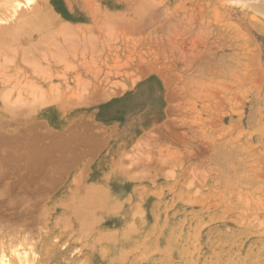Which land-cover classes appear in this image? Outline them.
I'll return each mask as SVG.
<instances>
[{
  "label": "rangeland",
  "instance_id": "1",
  "mask_svg": "<svg viewBox=\"0 0 264 264\" xmlns=\"http://www.w3.org/2000/svg\"><path fill=\"white\" fill-rule=\"evenodd\" d=\"M43 1L29 3L57 18L24 21L9 44H30L28 60L0 55V100L11 86L34 111L43 99L50 136L93 121L130 194L121 207L94 184L88 206L70 189L75 205H57L53 171L72 153H53L30 207L36 264H264V0ZM5 2L0 26L32 11Z\"/></svg>",
  "mask_w": 264,
  "mask_h": 264
},
{
  "label": "bare ground",
  "instance_id": "2",
  "mask_svg": "<svg viewBox=\"0 0 264 264\" xmlns=\"http://www.w3.org/2000/svg\"><path fill=\"white\" fill-rule=\"evenodd\" d=\"M29 1L30 0H24V2L26 4H28ZM22 2H23L22 0H7V2H5V4L7 6H9L10 8L16 9V7H19L20 3H22ZM2 3H4V2H2ZM29 5H31V8H32V11L30 13L24 14V16L21 14V17H18V15H17V19H15L14 22H12V21L9 22L7 24V26H4V25L0 26L1 27L0 28V55L8 56V52H10L9 55H16L18 60L23 62L24 58L27 59L25 57V55L27 53L26 51L29 50L28 45H30V44L26 45V43H24V42H19V43L14 42L12 44H9V43H11L12 40H15L17 34L22 35V34L28 33L27 28L29 26L26 29L25 28L22 29L23 27H26V25H23L24 21H27V23L28 22L31 23L33 25V27L37 26V28L40 27L42 30H45L44 24H46L47 22H44V21H47L51 18L54 19V16L57 18V15L54 13H51L49 11L50 7L48 5H46L45 3H43L41 5L44 6L47 9V11H49V13L46 12L45 10H43V8L39 5L36 7H35V5H32L31 3H29L28 6ZM29 8H30V6H29ZM21 9H20V11H22ZM16 11H18V9H16ZM18 12H17V14H18ZM13 13H14V15H16L15 11ZM19 16H20V14H19ZM29 23H28V25H29ZM31 24H30V26H31ZM48 26L50 28V23L47 24V27ZM57 26L59 27L60 25H57ZM61 26L65 27V23ZM61 26H60V30H61ZM67 27H65V28H67ZM65 28H64V30H65ZM69 31H71V30H69ZM30 33H29V35H30ZM62 33H63V30H62ZM46 34H48V33L46 32ZM64 34H65V32H64ZM74 34L77 35L76 33H74ZM44 35H45V32L43 34H41L42 38ZM19 38H20V36H19ZM21 38H22V36H21ZM42 38L41 39L39 38L40 41L42 40ZM86 38H87V36H86ZM61 39H62V37H61ZM46 40H47V38L45 39V41ZM50 40H52V39H50ZM45 41L43 40V42H45ZM88 41H90V40H88ZM69 42H68V44H69ZM57 47H58V45H57ZM39 48L40 47H38V49ZM70 48H71V45H70ZM83 49H85V48H83ZM5 51H7V52L5 53ZM12 51H15V53L14 52L11 53ZM4 53L7 55H5ZM61 56H63V55H61ZM6 58L7 57H5V59ZM11 58H12L11 61H14V56L13 57L11 56ZM17 58H15V59H17ZM54 58H56V57H54ZM31 59H33V58H31ZM56 59L61 60V57H59V59L58 58H56ZM8 61H9V58H8ZM24 63H25V60H24ZM38 63L39 62H37V64ZM35 66H37V65H35ZM2 67H3L2 69H5L4 66H2ZM40 69H41V67H40ZM35 70H36V68H35ZM38 71H37V73H38ZM40 74H38V75L36 74V77L43 80V77H41ZM41 80L37 81V83H34V86H35L34 89H36L37 86H38V88L43 89L44 82ZM20 85H24V83H22ZM31 86H33V85H29V87H31ZM32 88L33 87H31V90H32ZM38 88L36 90H38ZM18 89L19 88H17L16 90H12V86H11L10 89L5 90L4 92L2 90L1 92L3 93V96H2V99L0 100V229L4 230L3 234L0 233V264H36L37 263L35 257H32L33 256L32 251L29 250L30 248H29V242H28V237H27L28 236L27 231L29 230V228L31 226L32 216H33V212L30 210V207L32 205V200H34V197L36 195L42 197L43 193L47 190V185H46V181L48 180L47 179V174H48V172H47L48 167L47 166L50 163L51 164L53 163L52 162L53 160H51V159L52 158L55 159V156L57 158V154L58 155L60 154V156H61V155L66 154L68 151H69V153H72V156H70L69 159L68 158L67 159L68 160L74 159L81 152L82 148L89 147V146H91L93 148L96 147V149H94V152H95L96 150H98L97 146H100V143L103 140L101 138L100 134H98V136L95 134H91L88 131V129H85V130L79 131V132L70 129L71 131L67 132V133L64 132L65 134L63 132H58V133L54 134V136H50V130H48V128H47L48 122L46 120L47 118H46L45 104H47V103L44 104L43 99H41L42 101L39 100L40 102L38 105H35V111H34V109L30 108L29 105L24 106V104H22V99H20V97H22V94H24V90L22 91V90H18ZM28 90H30V89H28ZM40 92H44V91L40 90ZM38 95H40V93ZM43 95H45V94H43ZM43 95H42V97H43ZM46 97H44V98H46ZM37 98H39V96H37ZM47 99L48 98H46V100ZM100 140H101V142H100ZM53 153H57V154L54 156ZM57 161H59V159ZM53 183H54V181H53ZM88 190H89V188H88ZM33 193L36 195L34 196ZM101 193H102V191H101ZM78 199H80V198H78ZM95 200H96V198H95ZM37 201H38V199H37ZM100 203H102V202H100ZM71 204H72V202H71ZM96 205L97 204H95V206ZM85 214H86V212H85ZM43 220H44V218H42L40 220V223H43L44 222ZM81 220H82V218H81ZM65 221H67V219ZM89 223H90V221H89ZM8 237L13 238V239H11V243H10L11 248H9V249L6 245ZM17 238H19L20 241H17L18 240ZM19 245H21L22 247L19 248ZM43 248H44V246L41 247V250H43ZM38 264H41V263H38Z\"/></svg>",
  "mask_w": 264,
  "mask_h": 264
},
{
  "label": "crops",
  "instance_id": "3",
  "mask_svg": "<svg viewBox=\"0 0 264 264\" xmlns=\"http://www.w3.org/2000/svg\"><path fill=\"white\" fill-rule=\"evenodd\" d=\"M83 120L88 121L91 124V129H88L91 134L98 133L97 129L95 128V124L91 120L87 119H77V123L82 122ZM68 125L67 127H70ZM67 129V128H66ZM101 138L103 139L102 142L100 140V146H97L98 150L94 152L93 147H84L82 148L81 152L74 158L62 164L63 167L59 170L55 169L53 171V175L55 176V183L49 187V190L58 189L57 195V205L59 206H66L71 207L75 204H70L71 198L62 197V195L67 192L69 189L76 194L77 196H84V200L88 204V200H92L95 198L93 192H88V186H94L96 184L99 188L106 189L108 191L113 187L114 189L118 188L119 193L123 196L121 200L118 199L119 206L123 207L124 200L129 196V180H125L123 175H121L118 171H109L103 169L102 160H98V154L101 150H103V143L106 139V134L102 131ZM69 155V154H68ZM69 157V156H68ZM58 165V167L62 166ZM120 176V177H119ZM53 179V180H54ZM62 183L61 186H59ZM59 186V187H58ZM98 189V188H97ZM77 191V193H76ZM112 192H114L112 190ZM97 199V198H96ZM90 205H92L89 202Z\"/></svg>",
  "mask_w": 264,
  "mask_h": 264
}]
</instances>
